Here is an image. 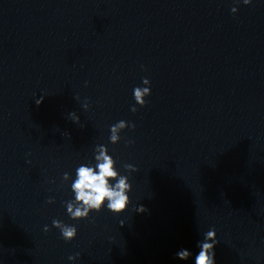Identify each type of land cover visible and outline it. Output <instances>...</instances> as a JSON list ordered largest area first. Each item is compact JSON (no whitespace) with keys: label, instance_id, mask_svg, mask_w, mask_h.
<instances>
[{"label":"clouds","instance_id":"1","mask_svg":"<svg viewBox=\"0 0 264 264\" xmlns=\"http://www.w3.org/2000/svg\"><path fill=\"white\" fill-rule=\"evenodd\" d=\"M241 0H234V4H239ZM244 5L252 4L253 0H242ZM231 11L236 13L237 7H232ZM143 67V66H142ZM150 80L147 78L142 79V84L145 87H135L133 95L135 104L131 106L133 113L138 111L139 107H145L147 104L146 97L151 95ZM79 99V97H77ZM44 97L38 98L35 103L39 106L43 103ZM83 108H89V101L85 100ZM71 120L77 124L80 123V117L75 113H69ZM126 128H135L134 123L126 121H118L110 126L109 141L111 144H117L121 140L120 133ZM132 142L128 141L130 145ZM93 160L88 163L80 164L75 170V179L72 180L71 174L68 172L63 173L62 181L67 183L71 182V191L74 198L65 202V207L68 216L74 221L87 220L93 212L99 213L105 207L114 215H121L127 211L128 206L131 204L129 193L132 190V184L129 177L121 175L116 168V160L109 154L106 145H97L93 151ZM124 168L129 172H136L138 169L132 164H125ZM54 198H49L46 203H54ZM138 214L148 212V209L140 204L134 208ZM125 225L124 221H120V226ZM52 226L60 231L61 238L65 242H70L77 237L78 230L76 225H68L59 219L52 221ZM44 232L50 231V228L45 225ZM219 243L215 228L208 230L201 241L198 242V254L194 259V264H216L215 247ZM80 253L69 256V260H76ZM179 260L187 261L192 256V253L187 249H181L176 253Z\"/></svg>","mask_w":264,"mask_h":264}]
</instances>
